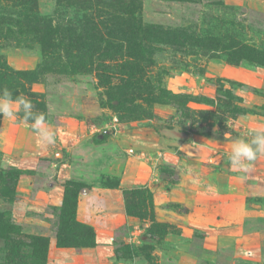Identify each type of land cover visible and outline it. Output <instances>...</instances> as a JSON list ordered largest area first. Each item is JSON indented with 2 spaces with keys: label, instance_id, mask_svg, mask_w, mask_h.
Masks as SVG:
<instances>
[{
  "label": "rangeland",
  "instance_id": "1",
  "mask_svg": "<svg viewBox=\"0 0 264 264\" xmlns=\"http://www.w3.org/2000/svg\"><path fill=\"white\" fill-rule=\"evenodd\" d=\"M137 1L141 9L134 15L141 17L144 24L186 29L195 35L238 31L245 42L264 49V0ZM113 10L119 11L114 4ZM113 10L109 0H0V12H10L0 25V55L14 70L42 66L40 77L30 90L42 95V107L36 109L46 115L49 124L57 125L63 117H72L84 120L90 128L89 123L103 126L111 121L112 115H118L121 123L140 122L158 131L175 127L195 132L203 127L216 133L239 116L233 118L232 114L238 104L236 97L248 89L257 100L249 110L264 114V66L251 62L229 65L224 59L200 56L199 50L188 45L185 48L158 45L159 50L145 60L147 64L137 62L144 74L126 82L124 73L130 62L126 43L112 40L98 44L96 30L91 27L92 21L105 20L107 12ZM33 63V68L16 67ZM200 67L202 72L197 71ZM160 87L196 99L183 98L186 104L170 99L162 102L155 95ZM2 120L0 178L4 179L13 167L16 184L9 197L0 180V264H48L51 239L56 247L81 248L74 245L87 241L73 226V219L93 228L78 218L77 211L73 215L62 209L63 203L54 205L43 198L42 174L50 167L46 161L68 158L71 152L55 144L51 156L41 158L34 170L19 167L13 162L10 140L13 130L10 125L2 126ZM27 174H35L33 180L39 186L27 187L24 183ZM102 182L114 185L116 179L103 177ZM171 206L175 203L166 205L157 214L165 222H152V229L147 224L136 225L140 232L144 229L147 232H141L135 264H174L168 257L159 263L151 254L154 245L168 232L179 233L167 222L180 220ZM256 223L264 225V220ZM93 231L96 235L94 228ZM189 233L200 246L201 234ZM121 235L117 240L114 238V243H119L116 247L119 256H126L123 237L128 233ZM222 255L223 264H229L230 252ZM113 264L131 263L115 260ZM200 264L210 263L202 260Z\"/></svg>",
  "mask_w": 264,
  "mask_h": 264
},
{
  "label": "crops",
  "instance_id": "2",
  "mask_svg": "<svg viewBox=\"0 0 264 264\" xmlns=\"http://www.w3.org/2000/svg\"><path fill=\"white\" fill-rule=\"evenodd\" d=\"M240 95L246 108L257 102L249 89ZM2 121V126L13 130V162L19 167L34 170L41 158L55 151V145L38 146L36 135L24 124ZM49 125L56 133L55 144L71 156L46 161L50 167L42 172L43 198L59 205L67 180L85 184L78 192L77 216L93 226L96 235L93 246L81 248L56 247L51 239L48 264H113L120 257L114 238L136 230L139 223L165 222L157 214L173 203L170 208L180 220L167 222L179 233L168 232L154 245L151 254L156 261L168 257L174 264H200L202 260L223 264L222 253L230 252L229 264H264V225L256 223L264 220V155L252 162L248 174H242L231 168L227 159L231 141L224 138L231 132L233 140L246 139L249 129H264V114L239 115L211 136L175 127L158 131L140 122L119 124L115 133L94 134L87 122L72 117ZM129 148L135 152L129 153ZM156 153L161 156L155 157ZM157 158L159 179L154 180L151 166ZM34 176L26 175L27 187L39 186ZM103 177L116 179V184H104ZM134 188L150 191L153 220L127 214L123 190ZM194 231L201 234L200 246L189 233Z\"/></svg>",
  "mask_w": 264,
  "mask_h": 264
},
{
  "label": "trees",
  "instance_id": "3",
  "mask_svg": "<svg viewBox=\"0 0 264 264\" xmlns=\"http://www.w3.org/2000/svg\"><path fill=\"white\" fill-rule=\"evenodd\" d=\"M109 1L112 10L114 4V7L119 9V11L113 10L112 13L107 12L108 16L105 20L101 19L98 22L92 21L91 27L96 30L98 44L102 42L111 43L112 40H117L119 43H126L128 47L126 56L130 58V62L126 65V73H124L126 76V82L133 80L137 75L141 76L144 74L141 65H138L137 62H145V60L151 59L154 52L159 50L158 45L160 44L173 47L182 46L184 48L188 45L193 49L196 48L197 51L199 50L200 56L224 59L229 65L237 66L243 62H251L264 66V49L245 42L240 37L238 31H225L224 34L198 33L195 35L193 32L186 29H169L162 28L159 25H148L142 22L141 17L134 15V12H136L137 9L138 11L141 9V5L137 0ZM117 13H121L123 16H120ZM9 14L10 12H0V25L5 22V17ZM108 25L111 26V29L108 28ZM114 30L116 32H113ZM41 71V65L34 69L14 70L0 55V88H8L12 91L14 97L23 95L29 98L34 105V112L37 113L36 108L42 107V95L31 91L30 86L39 79ZM197 71L202 72V68H198ZM219 80L222 81V79ZM227 82L230 84H237L232 81ZM158 91L159 92L155 94L156 99L162 102L170 99L172 102H177L178 104H186V101L183 100V98L196 99V97L191 95L172 94L163 87H160ZM230 98L233 97L230 95ZM203 99L207 101L206 98ZM236 99L238 104L233 107V118L238 115L253 112L252 110H249V108L242 106L241 103L243 99L240 96H237ZM224 107L229 108V105L224 104ZM116 117L119 122H122L118 115ZM195 133L211 136L214 132L205 130V128L202 127L200 130L195 131ZM5 174V177L7 178H0V180L6 189L7 196L9 195V197H11L13 194V184H16L13 182V167H11ZM65 183L62 209H66L75 215L77 211L78 192L85 186V184L72 180H67ZM123 196L125 198V207L128 215L137 218L145 217L143 219H154L153 215L155 213L152 195L147 188L126 189L123 190ZM72 224L80 230V233L83 234V238H87V241L76 243L74 245L75 247H87L95 244V234L92 227L79 223L75 221V219L72 220ZM152 228L153 225H151L150 229ZM125 251L126 256H120L117 260L129 261L131 250L126 244ZM137 253H139L138 249Z\"/></svg>",
  "mask_w": 264,
  "mask_h": 264
},
{
  "label": "clouds",
  "instance_id": "4",
  "mask_svg": "<svg viewBox=\"0 0 264 264\" xmlns=\"http://www.w3.org/2000/svg\"><path fill=\"white\" fill-rule=\"evenodd\" d=\"M0 119L19 122L29 127L37 137L38 146L45 147L56 143V133L50 129L46 115L34 112V105L29 98L23 95L14 97L8 88H0ZM247 136L246 139L233 140L231 132L224 134L225 140L231 141V150L227 157L231 168L245 175L251 171L252 162L258 156L264 155V129H249ZM209 190H212L211 186Z\"/></svg>",
  "mask_w": 264,
  "mask_h": 264
},
{
  "label": "built area",
  "instance_id": "5",
  "mask_svg": "<svg viewBox=\"0 0 264 264\" xmlns=\"http://www.w3.org/2000/svg\"><path fill=\"white\" fill-rule=\"evenodd\" d=\"M90 124V132L92 133H100V132H110V133H115L118 129H119V124H122L121 122H119L117 120V117L115 115H112L111 117V121L110 122H106L105 125H96L94 123H89ZM129 153H134L135 150L133 148H129L128 149ZM161 153H156L155 157H160ZM151 173L154 177V180H158L159 179V158L156 159V161H154L152 163L151 166ZM141 232H144L146 234V230H141ZM140 230L137 228L136 230H131L129 231L128 235H126L125 237V244L127 246H129L130 250H131V254H130V259H129V263L131 264H135V260H136V252L137 249L140 247V235H141Z\"/></svg>",
  "mask_w": 264,
  "mask_h": 264
}]
</instances>
